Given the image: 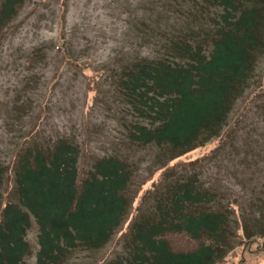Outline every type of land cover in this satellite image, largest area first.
Returning <instances> with one entry per match:
<instances>
[{
	"label": "trees",
	"instance_id": "16d2710c",
	"mask_svg": "<svg viewBox=\"0 0 264 264\" xmlns=\"http://www.w3.org/2000/svg\"><path fill=\"white\" fill-rule=\"evenodd\" d=\"M25 2H1L0 36ZM208 2L216 17L199 41L179 39L166 46L165 57L137 60L117 70L120 100L146 122L134 123L129 139L174 156L150 190L154 206L138 211L126 229L125 254L111 264H220L241 245H234L232 207L215 210L216 192L197 174L177 169L207 158L171 165L222 138L264 54V0ZM98 71L96 80L103 76V70ZM91 90L96 92V84ZM80 153L79 145L67 138L21 149L14 160L17 203L5 199L8 169L0 164V264H26L32 254L27 241L32 217L39 226L36 264H69L79 252L100 251L126 224L137 199L129 197L133 165L103 157L79 180ZM237 234L256 244L255 251L264 249V224L262 234L248 238L244 226Z\"/></svg>",
	"mask_w": 264,
	"mask_h": 264
},
{
	"label": "rangeland",
	"instance_id": "374dc122",
	"mask_svg": "<svg viewBox=\"0 0 264 264\" xmlns=\"http://www.w3.org/2000/svg\"><path fill=\"white\" fill-rule=\"evenodd\" d=\"M215 17L208 0H26L1 34L0 164L8 169L5 199L17 203L14 160L20 150L51 146L59 138L80 147L79 180L103 157H118L135 171L129 197L137 199L126 224L104 249L79 252L69 264H111L125 254L126 229L138 211L154 206L150 190L174 156L129 139L132 125L146 122L136 119L120 100L117 70L137 60L165 57L166 46L179 39L199 41ZM98 70L103 76L96 80ZM222 133V138L171 165L206 157L200 164L177 169L197 174L216 192L215 210L232 207L234 245H241L220 264H264L262 246L255 251L256 244L237 236L242 226L248 238L262 234L264 224V54ZM31 224L27 241L32 254L26 264H36L39 251V226L33 217Z\"/></svg>",
	"mask_w": 264,
	"mask_h": 264
}]
</instances>
